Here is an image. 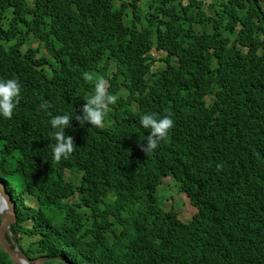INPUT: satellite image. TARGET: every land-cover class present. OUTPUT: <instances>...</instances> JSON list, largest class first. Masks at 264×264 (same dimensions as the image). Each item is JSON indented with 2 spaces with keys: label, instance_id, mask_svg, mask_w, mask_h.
<instances>
[{
  "label": "trees",
  "instance_id": "obj_1",
  "mask_svg": "<svg viewBox=\"0 0 264 264\" xmlns=\"http://www.w3.org/2000/svg\"><path fill=\"white\" fill-rule=\"evenodd\" d=\"M142 6L0 0V79L22 86L12 118L0 116L13 239L63 264H264V0ZM84 72L118 101L103 127L73 118L77 148L55 163L50 120L82 115L94 92ZM169 111L175 126L145 155L141 116ZM166 177L197 208L191 220L165 207ZM0 264H13L1 246Z\"/></svg>",
  "mask_w": 264,
  "mask_h": 264
},
{
  "label": "clouds",
  "instance_id": "obj_2",
  "mask_svg": "<svg viewBox=\"0 0 264 264\" xmlns=\"http://www.w3.org/2000/svg\"><path fill=\"white\" fill-rule=\"evenodd\" d=\"M82 77L94 86V92L85 99L86 103L82 108V115L58 114L50 120L51 127L55 129L53 134L55 143L51 146L55 163L61 162L62 159H69L77 148L73 137L65 133V129L70 127L73 118L82 127L85 124L97 128L103 127L109 107L118 101V96L109 92V82L104 76L84 72ZM21 88L17 78L0 79V116L7 119L12 118L14 109L20 103ZM39 107L41 110H47L50 105L47 101H43ZM139 122L142 128L150 132V135L146 136L144 140L146 145H141V150L145 155L154 152L161 142L167 139L170 130L175 126L173 114L170 111L163 116L146 112L141 116ZM5 213L11 214V205L7 201V197L0 191V215Z\"/></svg>",
  "mask_w": 264,
  "mask_h": 264
},
{
  "label": "water",
  "instance_id": "obj_3",
  "mask_svg": "<svg viewBox=\"0 0 264 264\" xmlns=\"http://www.w3.org/2000/svg\"><path fill=\"white\" fill-rule=\"evenodd\" d=\"M0 191L3 192L4 196L7 197V201L11 205V214H2L1 223H0V246L6 255L9 256L10 260L13 264H44L47 261L58 260L63 262L60 258H39V259H30L28 258L23 251L20 250L18 243L13 239L12 232L10 231V227L12 224L17 221V213H16V201L13 198L10 190L8 189V185H6L5 181L0 178ZM8 235L11 238V241L8 240Z\"/></svg>",
  "mask_w": 264,
  "mask_h": 264
},
{
  "label": "rangeland",
  "instance_id": "obj_4",
  "mask_svg": "<svg viewBox=\"0 0 264 264\" xmlns=\"http://www.w3.org/2000/svg\"><path fill=\"white\" fill-rule=\"evenodd\" d=\"M150 0H142V4H143V9L144 6L147 5L149 3ZM163 56V53L161 52H154L153 58L154 60V66H160L161 62L159 60V58ZM68 176H70V174L68 173ZM176 187V192H173V190H170V195L168 194V191L164 190L162 188V186H165L166 189H171L172 187ZM159 194L160 196H165L164 197V203H165V207L169 208L172 205H175V209L180 213V215L182 216V219L189 221L192 219L195 210H197V208L191 203L190 198L185 194L180 192L178 186L176 185V181L171 178V177H166L164 178V182L163 184L159 187ZM26 200L28 201L29 204L31 205H35L38 206V202H37V198L35 196H29V195H25ZM161 199V198H160ZM28 237H24L23 240H27ZM24 245L26 244L25 241H23ZM47 264H63V262H60L58 260L55 261H49Z\"/></svg>",
  "mask_w": 264,
  "mask_h": 264
}]
</instances>
